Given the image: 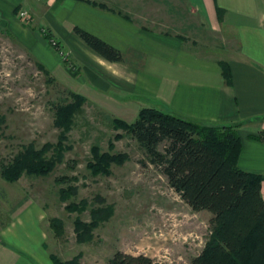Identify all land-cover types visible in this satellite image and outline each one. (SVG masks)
<instances>
[{"label": "rangeland", "instance_id": "rangeland-1", "mask_svg": "<svg viewBox=\"0 0 264 264\" xmlns=\"http://www.w3.org/2000/svg\"><path fill=\"white\" fill-rule=\"evenodd\" d=\"M85 1L103 3L107 8L102 9L106 11L119 14L118 10L129 15L133 19L129 21L131 25L143 31H148L142 29L146 27L154 34L177 40L176 35L184 37L179 45L185 53L207 59L227 57L224 54L229 48L221 36L203 30L182 0ZM41 7L36 5V11ZM31 8L32 5L21 10L32 14ZM21 21L31 27L38 20ZM34 29L42 34L71 76L62 71L66 76L57 78L50 73L54 82H48L45 73L37 68L38 60L31 50L19 43L0 19V170L2 164L10 162L28 144L36 149L46 143L57 144L60 129L54 124V104L70 101L69 91L81 95L84 91L87 101L73 115V125L62 143V161L49 173L23 174L15 181H7L0 174V230L22 236L27 243L26 239L37 243L45 257L44 264H53L50 254L62 263L107 264L117 251L142 254L151 258L152 264H192L212 233L211 213L193 211L137 142L111 123L114 117L131 123L134 102L171 110L155 95L138 93L131 97L125 87L104 92L85 82L78 83L79 62L64 50L49 27ZM50 37L67 52L66 59L50 46ZM123 54L127 68L143 67L145 56L141 52L129 50ZM108 70L110 76L131 86V79L122 81L127 69L113 66ZM104 102L111 106L103 107ZM116 134L120 137L115 138ZM94 147L99 152L120 153L124 159L112 162L108 174H92L88 164L94 160ZM162 148L160 144L159 149ZM52 152L49 150L46 155ZM63 176L69 179L62 181ZM68 188L74 191L63 198L62 191ZM52 218L62 224V234L56 235L50 227ZM77 220L86 224L87 229L78 233Z\"/></svg>", "mask_w": 264, "mask_h": 264}, {"label": "crops", "instance_id": "crops-1", "mask_svg": "<svg viewBox=\"0 0 264 264\" xmlns=\"http://www.w3.org/2000/svg\"><path fill=\"white\" fill-rule=\"evenodd\" d=\"M184 1L203 30L221 36L229 48L224 54L226 59L185 53L179 40L143 31L115 11H106L85 0H0V16L1 25L57 78L66 76L62 71L71 74L34 26L49 27L64 50L79 62L80 84L85 82L104 92L125 87L131 97L138 93L155 95L171 111L195 121L238 124L241 149L237 166L261 175L264 200V142L253 137L264 130V0ZM31 5L29 19L38 21L28 27L15 10H26ZM36 5H42L40 11H36ZM75 25L122 53L141 52L145 56L143 67L127 68L123 63L103 59L74 34ZM219 60L229 66L230 83L223 77ZM113 66L131 72L129 76L125 70L127 77L122 78L124 82L131 79V86L109 75L108 69ZM81 93L84 95V91ZM103 100L110 103L106 98ZM134 103L132 121L142 107ZM102 106L111 105L104 102ZM3 230H0V264H44L45 257L37 243L26 239L27 243L22 236L8 235Z\"/></svg>", "mask_w": 264, "mask_h": 264}, {"label": "trees", "instance_id": "trees-1", "mask_svg": "<svg viewBox=\"0 0 264 264\" xmlns=\"http://www.w3.org/2000/svg\"><path fill=\"white\" fill-rule=\"evenodd\" d=\"M182 1L187 10L185 1ZM90 2L107 8L103 3ZM116 12L132 22L129 15ZM142 29L149 31L146 27ZM72 31L103 59L125 62L124 54L100 37L76 25ZM176 38L184 40L180 35ZM218 63L225 81L230 83L227 62L219 60ZM36 66L45 73L48 82H54L50 72L40 62H36ZM68 94L70 101L54 104V124L60 129L57 144L46 143L41 149L34 148L32 144L24 146L10 162L2 164L0 174L3 179L15 181L23 174L44 175L62 161V143L73 125V115L87 101L74 91ZM111 123L115 129H123L137 142L149 161L166 178L168 185L193 211L211 213L212 233L201 252L192 259V264H264L262 178L258 173L237 166L241 149L238 124L204 123L151 106H142L131 123L115 117ZM119 137V134L115 135V138ZM253 137L264 142V130ZM160 144H163L162 150L159 149ZM49 150L53 152L48 156ZM92 151L94 160L89 162L88 167L95 175L108 174L112 162L120 163L124 159L120 153L99 152L96 147ZM60 179L67 181L69 178L63 176ZM70 179L76 180L73 177ZM72 191L74 189L68 188L61 195L68 198ZM49 221L55 234H62L60 221L54 218ZM75 229L80 233L87 229L86 224L77 220ZM50 258L53 264H77L74 261L62 263L52 254ZM107 264H152V259L142 254L134 256L117 251Z\"/></svg>", "mask_w": 264, "mask_h": 264}, {"label": "built area", "instance_id": "built-area-1", "mask_svg": "<svg viewBox=\"0 0 264 264\" xmlns=\"http://www.w3.org/2000/svg\"><path fill=\"white\" fill-rule=\"evenodd\" d=\"M18 17L21 19V20H29V15H28V12L25 11V10H20L18 12ZM1 19V18H0ZM43 33L44 35H47L46 31L43 30ZM50 46L55 50V52L57 54H59L63 59H66L68 57V54L67 52H65L63 50V48L60 47V45L58 44V42L55 40L54 37H50L49 40H48Z\"/></svg>", "mask_w": 264, "mask_h": 264}]
</instances>
